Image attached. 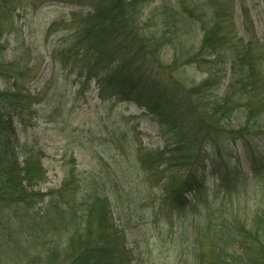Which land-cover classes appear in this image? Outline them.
Listing matches in <instances>:
<instances>
[{"label":"rangeland","instance_id":"374dc122","mask_svg":"<svg viewBox=\"0 0 264 264\" xmlns=\"http://www.w3.org/2000/svg\"><path fill=\"white\" fill-rule=\"evenodd\" d=\"M204 1L143 0L137 12L136 29L144 36L160 37L162 43L152 75L157 73L161 81L175 87L180 98L206 78L203 67L196 64L178 67L183 56L199 48L203 22H207L206 16L202 17ZM231 1L240 34L239 0ZM246 5L264 44V0H246ZM91 12L92 0H19L13 27L1 36L0 60L5 69L0 92L14 85L22 90L27 108L15 117L16 131L22 147L40 150L45 170V178L36 188L41 196L34 198L31 211L41 220L52 198H58L50 193L68 180L74 193L94 190L108 198L112 218L131 252L130 264H192L198 243L205 259H211L220 237H224L226 253L239 250L231 237L234 227L249 224L255 212L264 210V177L254 179L250 167L252 156L264 161V136H252L247 143L233 139L225 130L244 122L241 113H234L212 132L211 141H198L192 155H199L195 166L203 174L204 190H185L186 202L182 204L187 205L176 208L175 203L180 202L172 200L170 193L176 188L167 184L169 176L181 179L183 172L179 160L174 159L183 155V150L167 157L176 139L143 107L109 95L101 97L94 79L86 81L84 72L71 64L62 66V52L73 42L78 21ZM191 14L202 21L192 18L188 23ZM175 63L171 72L168 67ZM226 70L218 90L209 96H221L226 90L228 67ZM155 152L166 154L157 159ZM226 167L242 172L244 185L233 187L232 177L221 185L220 175ZM179 179L173 186L179 185ZM68 196L70 193L63 194L65 199ZM21 216L9 220L1 214L0 226L18 223ZM58 221L55 214L43 217V228L56 236L59 231L65 243L68 233ZM1 227L0 264L48 263L43 254V232L25 228L5 234ZM216 230L225 234L218 235ZM25 237L30 243L37 242L35 250L40 257L34 253L9 257L2 250V244L9 242L5 249L11 252Z\"/></svg>","mask_w":264,"mask_h":264},{"label":"trees","instance_id":"16d2710c","mask_svg":"<svg viewBox=\"0 0 264 264\" xmlns=\"http://www.w3.org/2000/svg\"><path fill=\"white\" fill-rule=\"evenodd\" d=\"M18 2L0 0V40L6 28L13 27ZM142 3L143 0H92V12L80 18L73 42L62 52V66L71 64L84 72L86 81L94 79L101 97L109 95L143 107L176 139L172 144L176 146H171L167 157L183 150V155L174 158L181 163L183 172L181 179L169 176L167 184L176 188L170 193L172 200L180 202H174L179 208L187 205L182 204L186 202L185 190H204L203 174L195 166L199 155H192L198 141H211L212 132L220 129L234 113H241L244 122L225 130L233 139L247 143L252 136H264V44L260 43L246 0H239L238 4L243 25L240 34L234 25L233 1L205 0L201 6L202 17L206 16L207 22H203L199 48L183 56L178 67L196 64L203 67L206 78L189 87L186 96L180 98L175 87L161 81L157 73L156 77L152 75L151 67L159 63L162 43L160 37L144 36L136 29ZM192 18L201 20L191 14L187 22ZM1 50L0 43V53ZM175 66L176 63L168 69L173 72ZM226 67L229 72L226 90L221 96H209L208 93L218 90L227 73ZM4 69L0 60V77ZM194 97L197 99L193 100ZM23 103L22 90L16 85L0 92V215L9 220L18 214L23 216L18 217V223L9 221L1 229L5 234L25 228L32 233L43 232L47 264H130L131 252L112 218L105 195L94 190L74 193L66 180L50 193L58 198H52L41 220L31 211L32 201L41 196L36 188L43 182L45 170L40 150L22 147L19 141L14 120L26 110ZM152 154L161 159L166 153ZM255 157L250 158L251 172L254 179L260 180L264 177V161ZM244 176L226 167L220 183L224 185L232 177V186L238 187L244 185ZM178 179L179 185L173 186ZM67 193L70 196L65 199L63 194ZM52 214L59 220L57 225L68 233L65 243L58 228H55L57 236L43 228V217ZM234 228L231 237L239 250L226 253L224 237H220L213 257L205 259L198 243L193 248L192 264H264V210L255 212L249 224L239 223ZM219 232L225 234L218 230V235ZM22 240L11 252L5 249L9 242L1 248L9 257H27L31 253L40 257L41 253L35 250L37 242L30 243L27 237Z\"/></svg>","mask_w":264,"mask_h":264}]
</instances>
